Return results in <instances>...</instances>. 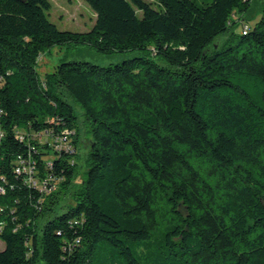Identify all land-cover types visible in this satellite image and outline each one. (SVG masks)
Segmentation results:
<instances>
[{"label":"trees","instance_id":"16d2710c","mask_svg":"<svg viewBox=\"0 0 264 264\" xmlns=\"http://www.w3.org/2000/svg\"><path fill=\"white\" fill-rule=\"evenodd\" d=\"M85 1L71 31L49 0H0V264H264V0L246 32L252 0ZM76 44L141 53L39 76ZM81 126L78 182L77 151L27 135L67 128L76 149ZM28 155L56 190L24 183Z\"/></svg>","mask_w":264,"mask_h":264},{"label":"rangeland","instance_id":"374dc122","mask_svg":"<svg viewBox=\"0 0 264 264\" xmlns=\"http://www.w3.org/2000/svg\"><path fill=\"white\" fill-rule=\"evenodd\" d=\"M51 7L47 14L49 19L54 22L58 28L71 31H88L94 21L96 14L86 3L85 0H49ZM262 0H252L251 8L246 12L243 19L240 20L236 28L240 31L243 28V21L246 24L252 25L254 20L258 18L259 9ZM242 22V23H241ZM224 34L218 37L221 39ZM217 41V40H215ZM139 50H127L123 52L104 53L96 50L87 44L76 45H55L45 53L41 54L38 59L37 70L40 77H43L46 72L54 69L55 65L64 60H84L97 63L100 65H109L119 63L124 59L131 58L140 54ZM151 57L157 59L155 56ZM158 60V59H157ZM74 108L80 113V107L70 99ZM79 115V119H80ZM65 129V128H64ZM81 126L82 134L80 142L75 151H77L78 160V175L76 181H80L84 177V172L87 169L86 156L89 149V133ZM3 242L0 240V248L3 247ZM161 248H158L160 250Z\"/></svg>","mask_w":264,"mask_h":264},{"label":"built area","instance_id":"2783aa9c","mask_svg":"<svg viewBox=\"0 0 264 264\" xmlns=\"http://www.w3.org/2000/svg\"><path fill=\"white\" fill-rule=\"evenodd\" d=\"M248 30V24H243L242 31L246 32ZM70 131L65 128L62 130L56 129H42L37 132H32L27 135L28 138H31L36 142L37 145L43 146L44 144L48 145L55 152L60 153L65 152H75V147L71 143V138H69ZM18 137L22 139L24 134L19 133ZM35 146V145H33ZM51 166L52 164L48 162ZM38 164L34 161H31V156L27 157H18L16 172L20 173L23 177V181L27 186L33 187L39 190L44 194H49L56 190L59 181L62 179V176L56 174H49L46 177L42 178L38 176Z\"/></svg>","mask_w":264,"mask_h":264}]
</instances>
